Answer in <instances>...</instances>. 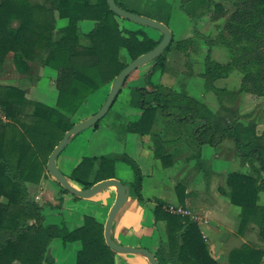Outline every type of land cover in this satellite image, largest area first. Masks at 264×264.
Returning a JSON list of instances; mask_svg holds the SVG:
<instances>
[{"label": "trees", "instance_id": "16d2710c", "mask_svg": "<svg viewBox=\"0 0 264 264\" xmlns=\"http://www.w3.org/2000/svg\"><path fill=\"white\" fill-rule=\"evenodd\" d=\"M213 1L181 0V9L194 18L199 3L211 5ZM115 4L135 15L141 7L138 3L129 8L119 0ZM231 6L233 10L223 23L221 35L214 40L227 49L230 61L212 70L206 68L204 79L215 91L211 86L213 81L237 70L242 75L240 92L264 99V0H231ZM212 8L214 12L222 10L219 3ZM56 18L65 24L55 37ZM84 21L92 22L93 26L81 34L78 24ZM148 30L153 29L115 15L106 0H0V68L9 54L15 71L21 75L28 73L30 63L43 65L55 71L57 91L55 106L48 107L26 100L17 88L0 86V108L9 120L0 125V199H5V203H0V264H65L55 262L48 253L54 240L63 245L80 244L71 264H117L118 254L104 242L103 222L85 215L81 225L71 230L63 224H45L42 207L27 199L28 187L37 186L44 176L48 156L77 123H73L68 113L71 111L73 115L91 94L104 87L109 89L130 62L159 44L161 34L157 31L159 38L154 40ZM172 43L173 40L159 57L131 73L122 86L138 70L148 68L141 85L127 87L128 104L139 111L138 118L128 126L133 134L151 135L157 111L164 117H177L178 122L197 121L196 102L171 91L165 93L151 83L152 76L163 69ZM28 108H32L30 113L26 112ZM97 127L98 123L92 128ZM234 129L203 121L195 128L192 143L197 149L203 145L215 146L227 132L234 135ZM255 141L264 142V134ZM98 159L82 158L70 172L68 181L80 190H87L100 181L113 179L112 175L101 176L113 161L104 156ZM160 159L164 165L166 158ZM123 160L135 176L128 185L130 197L140 202V169L132 160ZM240 163L249 165V174L229 173L228 192H222L240 210L238 233L242 234L250 223H257L259 238L264 241V206L258 205V196L264 192V160L254 150L241 154ZM73 199L79 200L74 196ZM152 217L154 223L162 221L166 225V246L159 244L154 255L158 264H219L210 257L196 222L169 215L160 205L154 207ZM263 258L262 249L243 245L229 254L228 264H261Z\"/></svg>", "mask_w": 264, "mask_h": 264}, {"label": "rangeland", "instance_id": "374dc122", "mask_svg": "<svg viewBox=\"0 0 264 264\" xmlns=\"http://www.w3.org/2000/svg\"><path fill=\"white\" fill-rule=\"evenodd\" d=\"M119 1L129 8L139 3L141 7L138 10V15L163 23L171 31L173 43L166 53L164 67L152 76L151 83L161 87L165 93L171 91L175 95L181 94L196 102L199 106L195 114L197 121L186 123L185 120H180L178 122L177 117H164L162 112L157 111L153 124L156 132L151 131V137L155 141L169 143L168 149H178L179 158L173 165V169L169 171L162 166L161 159L158 160L159 154H161L159 149L155 151L152 147L148 150L144 146L143 150L146 149V154L147 152L150 154L144 155L140 147L142 139L128 130L130 122H134L138 118L139 111L130 108L128 104L130 96L127 87L141 85L143 83L142 75L148 68L138 70L139 72L129 78L125 86L121 88L116 101L98 122V127L95 129L87 128L74 136L59 154L56 165L60 172L69 178L70 172L82 158L98 159L104 156L106 160L111 159L113 162L101 176L112 175L114 176L113 179H118L122 184L128 186L133 182L135 176L130 165L123 159H130L138 165L142 181L147 174L150 176V180H144L143 203L145 206L147 205L146 197L159 193L160 186L158 184L162 181L164 174L171 176L172 180L175 177H180L195 180L198 183H206L211 172L224 164L230 168V171L249 174L250 167L240 163V155L255 150L261 153L264 160V142L255 141L264 134V99L240 92L242 75L237 70H232L227 73L226 77L213 81L211 86L215 91L207 86L203 75L206 68L212 70L215 66H224L230 61L227 49L222 45L215 44L214 40L221 35L223 23L233 10L231 0H214L211 5L201 2L195 9L194 18L186 13V9L185 11L181 9V0ZM218 3L221 4L222 10L221 12H214L212 6ZM64 24L65 21L56 18L55 37L58 35V29ZM125 24L132 27L130 23ZM92 26L93 23L90 21L81 22L78 24L79 32L85 34L91 30ZM147 33L154 40L159 38L157 31L148 30ZM81 40L82 43H85L83 38ZM9 59L8 65L13 67L11 58L9 57ZM26 75L29 82H33L29 92L31 99L49 106L56 104L55 71L38 63H30ZM109 91L110 88L104 87L91 94L73 115L70 111L68 116L71 117L73 123H79L97 113L104 104ZM30 110L31 108H28L26 112L28 113ZM203 121L219 123L223 128H235L233 130L234 135L227 132V135L220 139L215 146L203 145L197 149L192 143L194 142L193 132ZM175 126L176 129H174ZM167 127L174 128L168 129ZM235 139L238 141L236 142ZM250 157L257 167L255 157L252 154ZM98 163L99 159L95 163V170ZM43 175L45 176H42L37 186L28 187L29 196L27 199L42 207L45 224H63L71 230L80 225V223L77 224L79 218L84 215H91L100 222L104 221V225L107 215L103 220L104 216L96 214L100 211L98 207L84 203L83 199L75 200L70 194L62 193L61 186L47 174L46 166L43 169ZM75 187L80 189L79 186ZM113 190L115 191V189ZM36 196L39 198L38 200H35ZM159 205L164 211L167 206L178 204L161 203ZM258 205L264 206V192L258 196ZM147 209L143 214L145 219H142V228L153 225V221H151L153 209L151 214ZM188 211L190 214L187 218L195 222L198 215L191 209ZM251 224L256 227L257 239L264 244V241L259 238L257 223H250L249 225ZM237 226L239 227V223ZM248 226L242 234L248 231ZM119 238H113L116 245L123 243V235ZM202 239L207 247L206 237L202 236ZM133 242L132 239L129 243ZM159 244L163 248L166 246L164 237L159 241L157 235H150L148 251L155 255ZM134 245L138 247L137 244ZM262 250L264 253V249ZM118 255L119 257L126 256L128 260L135 256L132 254ZM53 257L55 262L66 264L69 259L71 262V243L63 245L60 241H55Z\"/></svg>", "mask_w": 264, "mask_h": 264}, {"label": "crops", "instance_id": "0c3cea01", "mask_svg": "<svg viewBox=\"0 0 264 264\" xmlns=\"http://www.w3.org/2000/svg\"><path fill=\"white\" fill-rule=\"evenodd\" d=\"M7 57L1 66L0 85L17 88L24 93V96L28 101L39 102L29 97V92L31 90L33 82H29V78L27 76L28 74L21 75L17 73L12 65H8V61H10L9 57L11 58V54H9ZM43 105L48 107L55 106V104H52L51 106L46 104ZM31 110L29 111V113L31 112ZM167 128L171 129L174 127ZM154 129V126H152L151 131L156 132V130ZM174 129H176V126ZM140 138L142 139V141L140 142V147L142 148V150L144 146L148 150L152 147V149H154L155 151L159 149V151H161V154H159L160 156L158 160L160 159V157L166 158L164 160V165L162 166L166 169H169V171L173 169V165L179 158V153L177 152L178 149H168L169 143L167 144L165 143V141H155L154 138L151 137V135L140 136ZM143 153L147 156L150 155L149 152H147L146 154V149L143 150ZM231 172L235 171H230V168L228 166H225V164L220 165L219 168H216L211 172L210 177L208 178L206 183H198L195 182V180H187L180 177H175V179L172 180L171 176H167L168 174H164L162 181H158V183L160 182L158 184L160 186L159 193L146 197L147 205L145 206L143 203L144 180H150V176L147 174L142 181L140 192L141 201L138 202L129 196L126 204L116 215L112 223V239L119 237L121 238V235H123V243H119L120 246L145 248L147 250L149 246L148 244L150 243V235H157L159 241L162 239V237H164L165 241L166 225L164 222H157L156 225L153 222L152 226L148 225L147 227H141L142 219H145L143 214L144 212H146V209L148 208L147 210L150 213L151 210L154 209V207L161 203H165L184 206L188 209L193 210L194 213L198 215L195 222L198 226L199 232L201 236L206 237L207 249L210 256L219 264H228L229 254L234 250L240 249L243 245H248L252 248L254 247L264 249V244L257 239L255 231L256 227L254 225H249L248 231L244 232L243 234H239L237 232V225L240 219V210L238 207L236 209V207L233 206L229 202V199L223 194L224 191L228 192L226 180L227 175ZM176 186H178V189H176L175 191ZM115 197V191L113 189H107L91 199H83L82 201L84 203H87L88 205L98 207L100 211H98V213L96 214L104 216L103 220H105L110 207L114 203ZM110 200L111 202L109 203ZM3 202H5V199L1 198L0 203ZM82 219L83 216L79 218L77 224L80 223L81 225ZM151 221H153L152 216ZM132 239L134 242L129 243ZM55 241L56 240L50 243L48 249V253L53 259V246L55 245ZM134 244H137L138 247ZM79 248V243H71V262L69 261V259L68 263L66 264H71L74 262V256ZM116 262L117 264H149L145 258L138 255H135L130 260H128L126 256L119 257L118 255V257L116 258ZM261 264H264V259Z\"/></svg>", "mask_w": 264, "mask_h": 264}, {"label": "water", "instance_id": "95a60500", "mask_svg": "<svg viewBox=\"0 0 264 264\" xmlns=\"http://www.w3.org/2000/svg\"><path fill=\"white\" fill-rule=\"evenodd\" d=\"M109 9L118 17L133 24H137L140 26H144L153 30L158 31L162 38L159 44L153 48L151 51L139 56L134 61L130 62L113 80L110 91L106 97L104 104L98 110L97 113L92 115L90 118L83 120L79 123H76L70 130H68L62 137V139L58 142V144L54 147L53 151L50 153L46 163V172L47 174L59 184L63 190H65L71 196L77 197L79 199H91L96 195L102 193L107 189H115V200L112 206L110 207L106 221L103 225V237L104 242L107 247L121 255H138L147 260L149 264H158L155 256L149 252L145 248H134L129 246H120L116 245L112 239V223L118 214V212L123 208L126 204L129 196L130 189L127 185L122 184L117 179H108L100 181L94 184L91 188L87 190H80L73 186L58 169L56 165V159L59 154L63 151V149L67 146V144L71 141V139L82 132L83 130L93 127L97 124L107 113L109 108L112 106L114 100L119 94L120 89L122 88L125 80L128 76L133 73L135 70L140 68L141 66L151 62L155 58L159 57L164 50L170 45L172 41V33L163 23L151 20L145 16L135 15L133 13L127 12L121 8H119L115 4V0H106Z\"/></svg>", "mask_w": 264, "mask_h": 264}, {"label": "built area", "instance_id": "2783aa9c", "mask_svg": "<svg viewBox=\"0 0 264 264\" xmlns=\"http://www.w3.org/2000/svg\"><path fill=\"white\" fill-rule=\"evenodd\" d=\"M7 122H8V119L6 115L0 109V123H7ZM38 199L39 198L36 196L35 200H38ZM164 211L169 215L178 216V217H187L190 214L188 209L181 205H169L166 208H164Z\"/></svg>", "mask_w": 264, "mask_h": 264}]
</instances>
